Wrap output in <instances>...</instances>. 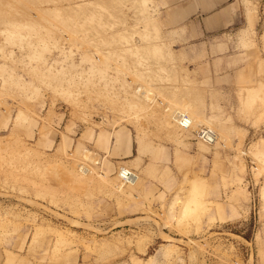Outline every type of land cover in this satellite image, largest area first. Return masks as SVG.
Here are the masks:
<instances>
[{
	"label": "rangeland",
	"instance_id": "1",
	"mask_svg": "<svg viewBox=\"0 0 264 264\" xmlns=\"http://www.w3.org/2000/svg\"><path fill=\"white\" fill-rule=\"evenodd\" d=\"M229 2L0 0V264H264V0Z\"/></svg>",
	"mask_w": 264,
	"mask_h": 264
},
{
	"label": "crops",
	"instance_id": "2",
	"mask_svg": "<svg viewBox=\"0 0 264 264\" xmlns=\"http://www.w3.org/2000/svg\"><path fill=\"white\" fill-rule=\"evenodd\" d=\"M177 10L185 15L184 19L191 18L195 15H203L207 22L211 24L212 20H217L218 24L227 26L233 24L235 11L230 0H172ZM219 17V19L217 18ZM217 25V24H216ZM222 26V25H219ZM211 28V27H208Z\"/></svg>",
	"mask_w": 264,
	"mask_h": 264
},
{
	"label": "bare ground",
	"instance_id": "3",
	"mask_svg": "<svg viewBox=\"0 0 264 264\" xmlns=\"http://www.w3.org/2000/svg\"><path fill=\"white\" fill-rule=\"evenodd\" d=\"M148 96H151V95H148ZM181 117H182V119H181L182 130H191V129H193L195 127L194 131L196 132V136L198 137L199 136V133H198L199 130L198 129H199V127H202L200 129H203V132L205 133V135H207V137L201 138L199 136L198 138L202 142H204L205 144H208V145L209 144L216 143L217 136H216V134L213 133L212 129H210V128L207 127V124L206 123H204V124H206V126H202L203 124L202 125L195 124V122H194L193 119L192 120H189L188 118H185L183 116H181ZM80 168H82V167H80ZM187 204H189V203H187Z\"/></svg>",
	"mask_w": 264,
	"mask_h": 264
},
{
	"label": "built area",
	"instance_id": "4",
	"mask_svg": "<svg viewBox=\"0 0 264 264\" xmlns=\"http://www.w3.org/2000/svg\"><path fill=\"white\" fill-rule=\"evenodd\" d=\"M198 133H199V136H200L201 138L207 137V135H205V133L203 132V129H200V130L198 131ZM199 136H198V137H199Z\"/></svg>",
	"mask_w": 264,
	"mask_h": 264
}]
</instances>
